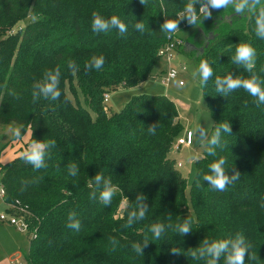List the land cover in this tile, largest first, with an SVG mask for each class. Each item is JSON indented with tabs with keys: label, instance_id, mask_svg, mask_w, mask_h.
<instances>
[{
	"label": "trees",
	"instance_id": "16d2710c",
	"mask_svg": "<svg viewBox=\"0 0 264 264\" xmlns=\"http://www.w3.org/2000/svg\"><path fill=\"white\" fill-rule=\"evenodd\" d=\"M187 2L147 0L143 6L139 0H0V123H16L21 134L30 131L25 148L0 163V184L10 211L28 224L26 264H206L194 260L191 251L204 239L211 242L237 233L251 245L245 264H264V105L257 107L243 89L221 97L214 86L215 76L250 77L231 61L239 43L256 49L253 72L264 81V39L255 34V17L237 15L229 7L195 26L186 21L179 25L180 31L192 29L184 53L198 66L207 60L213 68L208 84L199 83L212 123L229 122L232 128L231 134H222L225 146L215 157L205 151L195 161L189 190L193 212L185 178L169 156L182 133L175 101L142 92L118 111H108L103 102L105 94L135 87L151 75L160 60L157 50L168 35L160 32V25L176 19ZM93 12L105 19L118 16L127 32L94 33ZM27 16L35 19L23 29H12ZM140 20L143 32L134 28ZM93 56L105 58L99 71L85 68ZM69 60L79 66L76 75L67 67ZM56 67L61 70L60 97L33 103V85ZM66 82L72 92L80 90L85 105L69 97ZM154 124L153 134L147 128ZM34 139L56 141L46 156L47 167L39 170L21 155ZM220 157L226 158L230 175L233 170L240 173L225 191L213 190L203 180ZM72 163L78 166L75 177L69 175ZM97 172L116 186L108 207L89 198L95 189L89 179ZM138 193L147 198L149 209L143 220L125 228ZM72 211L81 221L78 232L66 227ZM187 218L192 232L179 236L176 226ZM154 223L165 225L156 240L148 230ZM110 237L118 241L115 250ZM145 237L150 243L138 255L131 246ZM170 249H178L179 255ZM219 264H225L223 257Z\"/></svg>",
	"mask_w": 264,
	"mask_h": 264
},
{
	"label": "clouds",
	"instance_id": "9594fccd",
	"mask_svg": "<svg viewBox=\"0 0 264 264\" xmlns=\"http://www.w3.org/2000/svg\"><path fill=\"white\" fill-rule=\"evenodd\" d=\"M141 5H145L147 0H139ZM231 7L237 15L251 14L255 17V34L258 38L264 39V0H188L185 4L182 12L178 14L176 19L164 20L160 25V32L167 33L169 35L180 31L179 25L182 21H186L187 25L195 26L202 23L206 18L212 16V10H225ZM35 19V17L33 18ZM91 28L94 33H108L112 30H117L121 36L127 32V26L121 19L113 15L109 19H105L98 12L92 13ZM135 30L143 32L145 25L142 20L136 21L134 25ZM257 52L256 49L250 44L239 43L236 46L235 55L231 57V61L234 64L241 65L245 71L251 73L249 78L242 76H234L232 73L227 74L224 77L215 76L214 86L217 93L221 97H226L236 90L243 89L251 97L254 98L253 103L257 107L264 105V81L260 79L258 75L253 72L256 63ZM105 64V58L103 56H93L90 61L85 64V68L89 71H99ZM67 67L72 73L76 75L79 71V66L74 60H69ZM175 75V73H173ZM193 77L199 78L201 87L208 84L213 78L214 71L207 60H202L196 69L192 73ZM60 77L61 70L56 67L53 70H46L41 82H37L33 85L32 90V102L36 103L41 97L44 99L57 100L60 95ZM182 83V82H181ZM15 98H19L15 92L11 93ZM155 125H151L147 130L154 134ZM215 125L214 131L211 136L208 135V127ZM31 127V125H29ZM232 128L229 122L213 124L210 123L207 127L198 124L189 132V139L196 140L202 144L208 155L215 157L217 155V149H223L225 142L222 139V134H231ZM14 137L19 140L22 139V127L18 126L12 129ZM56 147L55 140H32L28 147L21 153L25 163L32 166L35 170H39L47 167L46 156L49 154L51 148ZM190 159L199 160V153L193 154ZM227 161L225 157H220L218 160L212 162L209 165L211 174L203 176L204 182H208V187L217 191H225L226 188L237 181L240 177L238 171H232L229 174L228 169L226 171L225 165ZM69 175L75 177L78 174V166L75 163L68 165ZM231 169H234L231 168ZM94 182L95 189L89 194L90 199H99L105 207L111 205L113 196L116 193V186L111 183L110 178H105L101 172H97L95 176L89 179V186H92ZM125 201L128 199L124 198ZM147 198L138 193L136 196V209L129 212L127 221L124 225L125 228L132 227L138 221L145 218L149 209L146 202ZM264 207V204L261 205ZM170 217V215H169ZM69 229L79 231L81 228V221L77 218V213L72 211L68 214V223L66 225ZM170 227V225H169ZM179 236H185L192 232L191 221L189 218L184 219L182 223L176 226ZM152 233L154 240L160 239L165 232V225L163 223H154L148 229ZM110 243L115 250L118 241L114 237H110ZM149 240L145 237L142 243H133L132 249L138 254L143 255L144 249L149 245ZM251 245L245 240V237L241 233H237L233 238L221 239L216 241H209L204 239L200 245L191 251V256L194 260H205L206 264H219L220 259L223 257L225 264H245L246 256L249 258V249ZM172 254L179 255L178 249H170ZM250 258L255 259V256Z\"/></svg>",
	"mask_w": 264,
	"mask_h": 264
},
{
	"label": "rangeland",
	"instance_id": "374dc122",
	"mask_svg": "<svg viewBox=\"0 0 264 264\" xmlns=\"http://www.w3.org/2000/svg\"><path fill=\"white\" fill-rule=\"evenodd\" d=\"M219 11L220 10H212V12ZM33 18V16H27L25 18L19 19L13 25L12 29H23L27 23L34 20ZM178 34L182 38H184L185 41H187L192 35V29H183ZM1 37L2 35L0 34V39ZM180 55L181 58H175L174 65L178 67L181 63L185 64L186 70L181 72V78L184 80V85L179 86L176 81H172L167 85L160 83L159 79L156 78V70L161 67H165L164 60L160 59L156 63L151 75L136 87L132 89L118 88L115 91L108 93L107 100L105 102L103 101L107 110L118 111L134 94L142 92L165 94L176 103L179 112L178 118L182 127V133L187 129L192 130L200 123L201 126L207 127L208 124L212 123V117L207 109L204 99L202 98L199 78H194L192 75V73L198 68V64L191 55H186L184 52H181ZM65 91L73 101L79 102L81 105H85L84 97L78 88L76 89V91L72 92L69 82H66ZM15 127H18V125L13 122L7 124L0 123V163H4L13 158L16 152H20L25 148L29 140V129H25L21 134L22 139L17 140L12 132V129ZM210 130L211 127H208V135L210 133ZM195 153H199L200 157L205 153L204 146L198 143L196 140H193V143L190 146H181L179 149H175L173 145L169 150V156L175 160H179L183 165V167L178 168V170L185 178L184 192L188 200V207L190 212H193V209L189 203V190L196 170V160L194 161L190 159V157ZM4 209L5 206L0 203V212ZM10 227L21 234L19 235L20 239H18L17 241L21 249L19 253L20 255L18 258L14 259L13 256H15V254H13L10 258L9 263L0 262V264H26L27 249L25 246L28 243L27 232L26 230L20 231L13 225H10ZM0 257H2L1 254Z\"/></svg>",
	"mask_w": 264,
	"mask_h": 264
},
{
	"label": "built area",
	"instance_id": "2783aa9c",
	"mask_svg": "<svg viewBox=\"0 0 264 264\" xmlns=\"http://www.w3.org/2000/svg\"><path fill=\"white\" fill-rule=\"evenodd\" d=\"M185 44V39L182 38L177 32L166 36V41L158 48L157 55L160 59H163L166 63L164 69L156 75L162 84H169L172 81H176L179 86L184 85V80L181 78V72L186 70L185 64H180L178 67L174 65L175 58H178L179 51L183 49ZM175 73V75H173ZM182 82V83H181ZM108 95L105 94L103 101L105 102ZM191 130H185L175 141L174 148L179 149L181 146H190L193 140L189 139V132ZM177 168L182 166L180 161L176 162ZM0 203L5 206V209L0 212V221L6 222L9 225H13L20 231H28V224L25 219L12 213L10 211V204L5 199V189L3 185L0 184Z\"/></svg>",
	"mask_w": 264,
	"mask_h": 264
},
{
	"label": "crops",
	"instance_id": "0c3cea01",
	"mask_svg": "<svg viewBox=\"0 0 264 264\" xmlns=\"http://www.w3.org/2000/svg\"><path fill=\"white\" fill-rule=\"evenodd\" d=\"M186 46H187V43L185 42L183 46L184 48L179 51L180 53H179L178 58H181L180 54L181 52H184V49ZM165 66H166V63H165ZM162 69H164V67L157 69L156 70L157 74H159V72ZM132 88H120V89H132ZM175 161L177 162L179 160H175ZM181 167H183V165ZM19 235L21 234H19L16 230H13L12 227H10V225L6 224L5 222L0 221V254L2 255V257H0V262L9 263L10 258L13 254H15V256H13L14 259L19 257L20 255L19 253L21 250L20 245H18L17 243L18 239H20ZM25 247L27 249L28 243L26 244Z\"/></svg>",
	"mask_w": 264,
	"mask_h": 264
},
{
	"label": "water",
	"instance_id": "95a60500",
	"mask_svg": "<svg viewBox=\"0 0 264 264\" xmlns=\"http://www.w3.org/2000/svg\"><path fill=\"white\" fill-rule=\"evenodd\" d=\"M202 49V48H201Z\"/></svg>",
	"mask_w": 264,
	"mask_h": 264
}]
</instances>
